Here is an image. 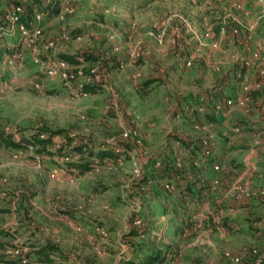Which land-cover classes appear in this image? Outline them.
Segmentation results:
<instances>
[{"label": "rangeland", "instance_id": "rangeland-1", "mask_svg": "<svg viewBox=\"0 0 264 264\" xmlns=\"http://www.w3.org/2000/svg\"><path fill=\"white\" fill-rule=\"evenodd\" d=\"M204 1L50 0L60 10L39 24L38 59L44 61L40 48L46 41L65 36L59 53L97 57V63L80 68L86 76L95 69L99 88L94 94L79 96L57 76L44 77L30 49L20 53L19 66H4L0 60V128H15L23 137L41 129L64 130L94 145L119 140L124 130L135 132L125 141L120 165L79 177L49 161L39 160L36 166L27 154L0 147V227L17 231L14 243H49L67 257V264H124L142 240L127 239L128 228L133 220H144L162 228L156 231V244L166 249L165 264H250L264 257V198L235 200L234 189L264 191V101L254 102L264 97V89L248 95L250 104L230 106L225 121L217 114L214 129L208 124L195 129L179 113L198 95L235 103L243 82L256 78L251 68L241 71L237 64L250 60L264 44V18L253 0H244L245 10L231 13L251 27L248 38L227 36L214 46L215 38L204 37L211 21L204 9L214 4L227 8L231 0ZM6 2L0 0V17ZM212 11L227 16L220 8ZM13 43L12 37H0L1 51L12 54ZM148 78L158 81L140 90L137 85ZM189 116L198 117L194 110ZM179 137L194 146L208 140L212 158L225 170L186 163L185 176L208 187L203 200L186 204L184 213L174 187L166 193L159 181L149 179L152 157H186ZM52 170H57L54 178L49 177ZM162 199H168L176 216L163 215ZM245 216L252 221L245 224ZM180 226L186 233L175 237ZM18 255L0 254V264Z\"/></svg>", "mask_w": 264, "mask_h": 264}, {"label": "trees", "instance_id": "trees-1", "mask_svg": "<svg viewBox=\"0 0 264 264\" xmlns=\"http://www.w3.org/2000/svg\"><path fill=\"white\" fill-rule=\"evenodd\" d=\"M34 3H36V5H29L27 4L26 0H8V2H6L8 9L5 12L15 6H19L22 12L19 15V21L24 24H26L31 19L34 13H46L45 16L54 15V17H56L59 13L60 9L58 3H46L45 0H34ZM214 17L217 18L210 21V24L212 25V38L217 39L219 37V31L221 28L223 30V38L225 39L227 36L237 39L241 35L244 37L246 36V33L241 29H239L237 36H232L230 29L234 24L229 23L223 25V17L221 14L217 15L216 13ZM40 57L45 59V56ZM55 59L64 61L72 67L78 66L80 64L85 65L98 62L96 56L87 53L75 55L58 53L55 56ZM134 63L139 65L141 62L137 60ZM241 71L243 70L241 69ZM241 71L240 73H242ZM157 81V78L146 79L143 82H140L137 87L140 90H144ZM98 88V84L84 85L82 89L77 92V95L81 96L94 94ZM255 92L258 91H253L250 94ZM189 104L190 107L194 108V113L196 116H198L197 118L200 123L208 124L209 126H215L218 123V119L216 117L217 114L213 112L214 104L220 105V113H224L227 109L224 105V100L220 96L218 97L216 95L215 97L209 96L205 100H199V98L196 97L195 99H191V103ZM186 119L190 120L188 116H186ZM235 126V128L238 127V125ZM177 142L186 152L185 158L180 157L181 167L176 168L171 158L167 160L163 158L159 159L157 157H152L150 165L151 176L149 179H156L159 181L161 186L164 183L173 185L172 187H174L177 197L181 200L185 199L186 203H199L201 201L200 194L206 189V187L202 181L188 179L185 176L184 169L186 167V163L189 164V167H192L190 165V160L197 157V155L200 153V143L194 146L180 139H177ZM0 147L5 148L14 154H26L28 148L31 147L33 149V156L39 158L40 162L49 161L57 170L64 169L67 175L71 177L83 176L87 173L97 170L102 166L116 167L117 161L126 155L128 148V146L125 144V141L120 140H116L114 142H102L100 144L94 145L92 140L69 135L64 130L47 131L41 129L34 135L27 137L19 135L18 140L16 141L12 139L10 134L5 133L2 128H0ZM33 156L28 155L27 158L32 160ZM154 163L158 164L157 168L153 167ZM206 164L212 171V161L210 158L207 159ZM199 166L202 167L201 164ZM199 166L196 168H199ZM144 181H146V179H144ZM179 206L183 209L182 204H179ZM173 214L177 215L175 211ZM243 219L245 224H248L252 221L249 216H245ZM134 221H138V225H133ZM180 223L184 224V220L181 219ZM151 225L152 224L144 220H133L125 237L129 240L149 237L153 229V226ZM19 237L20 236L16 230H9L0 227V254H4L6 252L19 253V255L15 258L1 260L2 264H67V257L56 246H53L49 243L39 242L29 244L14 243ZM136 248L138 251H148L149 249L147 244L144 242L138 244ZM24 249H26L28 252L21 254L20 252ZM166 256L167 254L165 252L155 253L140 259H126L122 262L124 264H163L168 260ZM250 264H264V257L260 258L258 262H253Z\"/></svg>", "mask_w": 264, "mask_h": 264}, {"label": "built area", "instance_id": "built-area-1", "mask_svg": "<svg viewBox=\"0 0 264 264\" xmlns=\"http://www.w3.org/2000/svg\"><path fill=\"white\" fill-rule=\"evenodd\" d=\"M21 1V0H16ZM213 2L214 0H205L204 2H208L209 5L210 2ZM237 1V2H236ZM46 3H49L50 0H45ZM244 0H235L234 9L240 10V3H244ZM254 5L259 10V18H264V0H253ZM59 4V3H58ZM21 9L19 6H15L5 12L0 17V37L2 36H8L14 38L15 43H13V52L12 54L5 55L1 51V45H0V60L2 62V65L9 66L12 62H16L19 66L20 64V53L24 49H30L32 53L34 54L32 60L34 63H38L39 65L43 66V75L44 77L51 79L53 77H58L60 79V82L62 85L67 88L70 92L74 91L75 94H78L82 87L84 85L88 84H96L97 82V76L95 75L96 71L95 69L91 68L89 71V75H84L80 71L81 66L83 64H80L78 66L72 67L69 66L64 61H60L55 59V56L60 52L62 42L66 39L65 36L61 35L59 38H55L54 40H48L41 46V51L44 52L45 59L44 61H40L38 59V49H35V45L38 43V40L40 38V26L39 24L42 22L43 18L45 17L46 13H34L31 17V19L26 23H21L19 21V15L21 14ZM234 24L231 26L230 33L232 36H237L239 29L244 31L246 33V38H248L247 34L250 33L251 27H249L247 24H243L239 22L236 19V16L234 14L228 13L226 17L222 19V24ZM212 31L211 27L208 26L205 29L204 37H211ZM223 38V30L222 28L219 31V38L216 39V42L214 43V46L217 42H221ZM264 49V44L261 45V47H258L254 52L251 53L250 60L244 59L242 63H238L237 66L239 67V70H247V68H251L253 73L255 74V80H253L251 83L246 84L243 82L241 85V92L238 97L235 98V103L231 102L230 100L226 99L224 100V105L226 108H229L232 105H237L240 107L245 106L249 102L248 95L253 91H259L260 89L264 88V53L262 51ZM48 54H47V53ZM40 61V62H39ZM187 65V64H186ZM240 71L236 72V76H240ZM39 85H36L37 88ZM213 112L215 114H222L220 113V105L214 104L213 106ZM2 130L5 133H8L11 135L12 139L18 140L19 134L15 128H9L4 127ZM233 131L235 133L238 132L237 128H234ZM135 135V132H129V131H122L120 135V141H126L128 137H132ZM200 143V153L197 157L190 160V165L194 168L198 167L199 164L204 161H206L208 158L211 157V145L208 140H202ZM264 144V143H263ZM33 149L31 147L28 148L26 154L29 156H33ZM132 151L129 153L131 155ZM21 153H17L16 155H20ZM32 162L38 166L39 165V158L33 156ZM174 166L176 168L181 167V159L180 157H176L173 161ZM117 165H120V160L117 161ZM154 168L158 167L157 163H154ZM219 167L217 165H212V171H218ZM57 170H52L49 177L54 178V176L57 174ZM215 184V181H212V185ZM162 188L164 192L171 193L173 191V187L169 183H164L162 185ZM235 200H243L250 196H256L259 199L264 198V191L260 190L256 193H249L248 190H246L243 187H235ZM133 225H138V221H134ZM98 231V230H96ZM102 233V232H100ZM11 255H16L17 252H6Z\"/></svg>", "mask_w": 264, "mask_h": 264}, {"label": "crops", "instance_id": "crops-1", "mask_svg": "<svg viewBox=\"0 0 264 264\" xmlns=\"http://www.w3.org/2000/svg\"><path fill=\"white\" fill-rule=\"evenodd\" d=\"M235 3V0H231V3H229L228 5H227V8H222L221 6H217L216 7V5L214 6H212V5H209V6H207L205 9H204V12H208V15H205L206 17L207 16H209V18H211L210 20H212V19H215V18H217V17H214V15L216 14V12L213 14V11L212 10H215L216 8H220L221 10H223V13L224 12H227V14L228 13H230V14H232L231 12L232 11H235V9H234V5L236 4H234ZM240 5H242L241 7H240V11H244L245 10V8H246V2H244V3H240ZM210 14H213V15H210ZM222 17L224 18L225 16L224 15H222ZM208 26H212L211 24H210V22H208ZM219 38V37H218ZM217 38V39H218ZM186 63V62H185ZM185 63H184V66H185ZM141 65H142V63H141ZM149 79V78H148ZM262 89H264V88H262ZM262 89H260V90H262ZM259 90V91H260ZM198 98L200 97L199 95L197 96ZM200 99H201V97H200ZM224 100V99H223ZM262 101H264V97H261V98H255V100H254V102H255V105H257V102H262ZM228 109V108H227ZM227 109L225 110V112L227 111ZM192 110H194V108H192V107H189V105H186L184 108H182L181 109V111L182 112H179L180 113V115H183L185 118H186V116H188L189 118H190V112L192 111ZM225 112L224 113H222V114H219L220 115V117L223 119V118H225L223 115L225 114ZM227 113V112H226ZM193 118H190V120H191V122L193 121V124H194V127H195V129H197L198 128V125L199 124H201L200 123V121L198 120V118H196V121H194V120H192ZM218 120H220V118L218 119ZM182 121V120H181ZM197 121H199V122H197ZM223 121H225L224 119H223ZM263 123H264V121H263ZM218 124V123H217ZM210 128H215V126H209ZM264 133V132H263ZM180 139H182V140H185V142H188L185 138H183V137H179ZM189 143V142H188ZM192 145V144H191ZM197 145V144H196ZM195 145V146H196ZM213 150H212V153H211V157H210V159H211V161H212V165H217L218 167H219V171H221L222 173L223 172H225V170H224V167H223V165H221V163H220V161L218 162V160L217 159H214V158H212V155H213ZM221 154V153H220ZM198 156V155H197ZM206 162H207V160L206 161H204L203 163L201 162L200 164H201V166H207V164H206ZM199 164V165H200ZM224 170V171H223ZM209 171H211V169L209 168ZM207 187H208V185H207ZM207 187H206V189L200 194V198H201V201L203 200L202 199V194H204V193H206V191H207ZM152 199H155L156 201H157V198H152ZM179 199V198H178ZM179 200H181V199H179ZM159 201V203L162 205V211H163V215H166V214H171V215H174L173 214V208L171 209V210H169L170 208H169V205H168V203H169V201H168V199H162V200H158ZM200 201V202H201ZM179 204H182L183 205V211L182 212H184V207L185 206H187L186 204H188V203H186V201H185V199L184 200H181V202L179 203ZM172 211V212H171ZM228 211V210H227ZM229 211H231V212H233L232 211V209H230ZM176 216V215H175ZM179 223H180V220H179ZM153 225V229H152V231H151V233H150V236L149 237H145V238H140V239H142V240H139L138 242H137V244L136 245H138V244H140L141 242H144V243H146L147 244V247L149 248L148 249V251H144V250H142V251H138L137 250V248H136V246L134 247V251H132L131 253H129L128 255H126L124 258H123V260H126V259H133V260H136V259H140V258H142V257H145V256H148V255H153V254H155V253H164V252H166V249H161V248H159L158 247V245L156 244L157 243V241L159 240V237L158 236H156V231H162V228L161 227H159V226H156L155 224H152ZM196 227H197V225H196ZM187 229H190V228H187ZM193 230V229H192ZM186 233V231H185V229H183V226H180L179 228H177L176 230H174L173 231V234H174V236L175 237H178V235L179 234H181V236H182V234H185ZM135 239H139V238H135ZM167 254V253H166ZM167 258H168V256H166ZM169 259V258H168ZM168 261V260H167ZM166 261V262H167ZM166 262H164L163 264H165Z\"/></svg>", "mask_w": 264, "mask_h": 264}]
</instances>
